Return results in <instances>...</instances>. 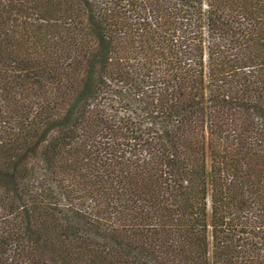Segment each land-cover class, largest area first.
<instances>
[{
    "label": "trees",
    "instance_id": "16d2710c",
    "mask_svg": "<svg viewBox=\"0 0 264 264\" xmlns=\"http://www.w3.org/2000/svg\"><path fill=\"white\" fill-rule=\"evenodd\" d=\"M0 264H264V0H0Z\"/></svg>",
    "mask_w": 264,
    "mask_h": 264
}]
</instances>
